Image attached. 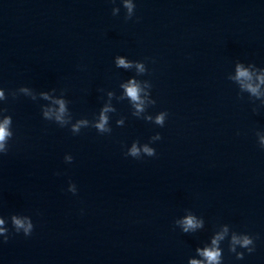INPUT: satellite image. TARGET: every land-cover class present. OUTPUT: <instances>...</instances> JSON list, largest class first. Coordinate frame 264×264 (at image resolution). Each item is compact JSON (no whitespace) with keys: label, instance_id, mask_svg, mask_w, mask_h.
<instances>
[{"label":"clouds","instance_id":"9594fccd","mask_svg":"<svg viewBox=\"0 0 264 264\" xmlns=\"http://www.w3.org/2000/svg\"><path fill=\"white\" fill-rule=\"evenodd\" d=\"M126 6H128L129 8L131 7L130 5H126ZM118 63L120 65L125 66V67L128 66V65L125 64V61L123 59L119 60ZM240 77L246 78V79H251V77L249 76V73L247 71L238 68V78H240ZM260 79H261V82L264 83V77H262ZM245 87H247L253 94H257V92H258V88L252 86L251 84L245 85ZM128 94L132 97L133 100L138 99L137 89L135 87L128 88ZM2 95L3 94L0 93V96H2ZM61 111H63V106H61ZM58 119H59V117H58ZM162 122H163V116L157 117V123H162ZM8 124H9V120L8 119H5L4 123L0 124V151L4 150V143H5L6 137H8L10 135V133L7 131V125ZM97 127L100 128L101 130L104 129V120H103V118H102V122L99 125H97ZM144 151L148 152L149 155H152V150H150L148 148H145ZM4 153L6 154L7 152H4ZM131 154L133 156L137 155V149L135 147H133ZM14 222H15V224H16L18 229L19 228H24L25 236H30L31 235V233L33 231V225L31 223H29L27 225V227H25L24 224L22 223V221L19 220V219H15ZM2 223H3V221L0 220V224H2ZM184 224H185V231H187L188 228L196 227V224H195V222H194L192 217H188L184 221ZM0 231H3V230L0 229ZM4 241L6 242L7 239H5ZM234 241H235V238H234ZM213 243H215V241H213ZM251 244H253V240L248 238L247 236L242 241V246L245 247V248H248V252L249 253L254 251V247H248ZM203 254L206 255V257L209 260L210 264H211V262L217 261L219 256H220V253L217 250H206ZM238 255H240L242 257L243 254H238ZM193 264H199V262L194 261Z\"/></svg>","mask_w":264,"mask_h":264}]
</instances>
